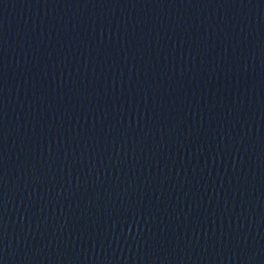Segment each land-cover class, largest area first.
Listing matches in <instances>:
<instances>
[{
	"label": "water",
	"instance_id": "1",
	"mask_svg": "<svg viewBox=\"0 0 264 264\" xmlns=\"http://www.w3.org/2000/svg\"><path fill=\"white\" fill-rule=\"evenodd\" d=\"M0 264H264V0H0Z\"/></svg>",
	"mask_w": 264,
	"mask_h": 264
}]
</instances>
